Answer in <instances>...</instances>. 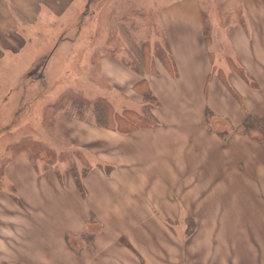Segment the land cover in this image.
I'll return each instance as SVG.
<instances>
[{"label": "crops", "instance_id": "0c3cea01", "mask_svg": "<svg viewBox=\"0 0 264 264\" xmlns=\"http://www.w3.org/2000/svg\"><path fill=\"white\" fill-rule=\"evenodd\" d=\"M241 8L255 10L257 14L247 12L245 20L228 23L226 35L238 62L259 87H252L229 69L224 71L225 76L231 79L239 97L229 91L218 74L212 76L206 91L212 64L199 0H178L167 5L162 17L170 36L175 34L170 45L179 80L171 76L163 64L158 74L146 75L150 88L163 102L161 108L154 110L162 125L121 133L97 125V120L92 122L60 112L55 118L53 134L95 159L82 178L88 195L83 197L68 171L39 174L26 152H21L20 159H14L9 166L14 173L11 181L26 186L27 191H32L39 179H43L41 183L57 184L61 209L51 212L49 215L54 219L46 217L44 224L19 202L15 203L6 190L1 191L0 201L9 204L3 212L2 207L6 205L0 203V233L3 226H12L17 234V239L11 237L6 246L2 244V264L8 261L22 264H261L260 261H264V252L258 246V229H254L251 220L253 214L258 215L252 195L244 194L250 208L244 211L226 201L220 205L219 198L225 194L205 192L202 188L208 180L204 178L206 170L201 154H205L207 164H212L216 162L215 157L220 158L222 152L230 151L227 144L232 139L243 136L233 133L226 144L218 134L211 132L202 116L204 104H209L215 115L237 126L245 116L239 102L243 93L249 112L264 115V0H241ZM246 26H252V31ZM106 58L108 78L124 84L127 96L133 95L135 84L142 76L129 65L119 63L113 55ZM129 100L131 104L142 101L133 96ZM193 104H197L195 113L191 108ZM19 165L24 166L25 171L17 173ZM110 165L116 169H111ZM192 184H198L195 188L199 193L191 194ZM20 191L15 186L19 195L16 196L20 197ZM70 196L76 204L87 207L84 209L88 211L86 217L75 215L76 212L83 215L84 210L75 211L73 216L67 213L65 201H70ZM242 197L236 194L233 200ZM189 200L198 201V205L191 204L188 208ZM211 202L218 209H210ZM124 206L127 208L121 211ZM184 206L189 215L199 220L194 230H189V226L180 229L181 224L176 225L185 211ZM226 207H229L226 213H232L233 217L224 222L225 212L220 209ZM217 215L221 217L220 223L209 224ZM91 221L101 225L98 232L87 233L85 225ZM183 233L188 234L183 236ZM72 236L83 238V246ZM67 238L77 243L72 246ZM252 244L259 250L255 263L243 258V253L250 255Z\"/></svg>", "mask_w": 264, "mask_h": 264}, {"label": "rangeland", "instance_id": "374dc122", "mask_svg": "<svg viewBox=\"0 0 264 264\" xmlns=\"http://www.w3.org/2000/svg\"><path fill=\"white\" fill-rule=\"evenodd\" d=\"M174 1L178 0H0V192L6 190L15 203L19 202L23 209H28L44 224L46 217L53 218L49 215L51 212L61 209L57 184L48 185L39 179L36 187L27 191L26 186L11 181L14 176L12 169L9 170L11 161L19 160L21 152H26L39 174L68 171L83 197L88 195L81 181L95 159L92 154L56 138L52 131L55 118L65 111L92 122L97 120L101 127L120 131L124 129L119 127L125 125L118 117H130L140 123L138 116H145L151 121L152 117L146 115L148 106L142 94L144 88L135 86L133 95L127 96L124 84L108 78L104 61L106 56L113 55L119 63L134 70H145L147 75L152 70L149 62L154 58L155 68L159 70L162 62L156 54L169 53V41L172 43L174 34L170 36L162 16L164 8ZM199 5L204 17L205 40L215 69L221 65L222 70L228 71L230 64L238 59L227 38L226 26L245 20L247 12L255 15L257 11L241 8V0H199ZM32 12L35 13L33 17L30 16ZM246 27L248 31L251 27L252 31V26ZM132 96L139 102L141 99V103L131 104L129 98ZM239 102L245 116L237 126L224 117L207 115L206 124L210 131L218 134L226 144L233 133L243 136L232 139L227 144L230 151L222 152L220 158L215 157L216 162L212 164H207L205 154H201L206 170L204 178L208 180L202 188L205 192L225 194L219 198L220 205L226 201L244 211H250L244 194L249 192L252 195L258 215L253 214L251 220L254 229H258V246L264 252V135L259 129L264 115L259 116L261 112H258L253 114L254 121H248L250 112L244 104L243 93ZM101 105L107 108L108 116L107 111L104 116L103 110L100 113L96 110ZM246 117L248 120L243 123ZM99 118L102 123H109L103 126L98 122ZM19 166L17 173L25 171L24 166ZM109 167L116 169L114 165ZM60 179L63 180L61 175ZM15 186L21 190L20 197ZM196 186L198 184L191 185L190 189L194 187L191 194L199 193ZM236 194H242L243 199L233 200ZM69 198L70 201H65L68 214L73 216L75 211L87 208L81 203L76 204L73 197ZM187 202L188 208L191 204L198 205V201ZM0 203L6 205L2 207L5 212L9 202ZM126 208L124 206L121 211ZM182 209L185 211L178 217L180 220L176 225L181 224L180 229L186 226L189 230L196 229L198 218L189 215L191 213H187L185 206ZM210 209L218 207L212 205ZM221 209L225 212L224 222L233 217L232 213H226L229 207ZM87 212L84 210L83 215L77 212L75 215L86 217ZM220 220L221 217L214 216L209 224L216 225ZM92 223L85 225L87 233L100 230L101 225ZM14 230L12 226L2 227L0 251L2 244L6 246L11 242V237L17 239ZM72 238L83 246V238ZM67 242L72 246L77 243L68 238ZM252 247L250 255L243 253V258L255 263L259 250L253 244ZM9 262L3 264H12ZM260 263L264 264V261Z\"/></svg>", "mask_w": 264, "mask_h": 264}, {"label": "trees", "instance_id": "16d2710c", "mask_svg": "<svg viewBox=\"0 0 264 264\" xmlns=\"http://www.w3.org/2000/svg\"><path fill=\"white\" fill-rule=\"evenodd\" d=\"M205 38H206V35H205ZM169 47H170L169 48V51H168L169 53L159 52V53L156 54V56L160 59V61L162 62V64L164 65V67L166 68V70L168 71V73H170L171 76H173L175 79L179 80V71H178V67H177L175 58H174L173 53H172V49H171L170 42H169ZM210 58H211L212 67H211V72L207 76L206 91H207V85H208L209 81L212 79V76L214 74H218L217 76L220 78L219 80H223V83L226 85V87L229 89V91L234 96L239 97L240 95H239L238 91L232 86L231 79H229L227 76H225L224 70H222L221 67H219L218 69H215V65H214V61H213V58H212L211 51H210ZM146 65H148V63H146ZM230 66H231L230 67L231 71H235L238 74H240L241 77H243L252 87H254V88H258L259 87V84L255 80V78L237 60L234 63H231ZM149 67L152 68V70H149L150 71V74H158L159 73V70L157 68H155L154 58H152L150 60ZM136 71L137 72H141L143 74L142 75L140 73V75L142 76V78L139 80V82H137L135 84V86H137L139 88H144V90H142L143 91L142 94H143L144 101H147V106H148L147 107L148 109H147V114L146 115L148 117H152V120L149 121L145 116H143V118L141 116H138V119L140 120L139 121L140 123H135V121L132 120L130 117H126V116L118 117L119 121H121L123 123V125H125V126H120L119 127V129L120 128H123L124 130H122V131L117 130V131H119L121 133H129V132H131V131H133L135 129L147 128V127H156V126L159 127V126L162 125V121H160L157 118V116L155 115L154 110L155 109H158V108H161L163 106V102L157 96V94L152 90V88H150V86L148 84V78L146 77V72L147 71L142 70L140 68H137ZM182 96L183 97H186L187 95L182 94ZM194 103H196V102H194ZM196 107H197V104H193L191 106V108H192V110H193L194 113L196 111ZM204 107H203V114H202V116L204 118V121L206 122L207 115L209 113L215 114V112H214L213 108L209 104H206V105L204 104ZM96 110L99 111V113L103 110L104 116L106 115L105 112L107 111V116H108V110H107V108L103 107L102 105H101V107H99V109H96ZM247 117L250 120H248ZM247 117L243 121V123L247 122V120L248 121H254V120H252L253 117H254L252 113H248L247 114ZM196 118H197V115H196ZM204 121H203V123H205ZM98 122H100L103 126H106L109 123V122L102 123L101 122V118H99ZM252 123H254V122H252ZM259 124H262V127H260L259 129H260L261 133H263V135H264V116L262 117V120H261V122H259ZM209 130H210V127H209ZM11 263L12 264H20V262H15V261L14 262H11Z\"/></svg>", "mask_w": 264, "mask_h": 264}]
</instances>
